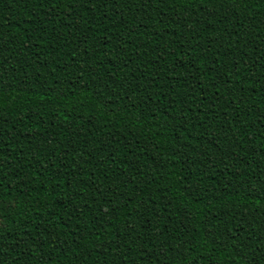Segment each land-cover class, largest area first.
<instances>
[{
    "label": "trees",
    "instance_id": "16d2710c",
    "mask_svg": "<svg viewBox=\"0 0 264 264\" xmlns=\"http://www.w3.org/2000/svg\"><path fill=\"white\" fill-rule=\"evenodd\" d=\"M0 264H264V0H0Z\"/></svg>",
    "mask_w": 264,
    "mask_h": 264
}]
</instances>
